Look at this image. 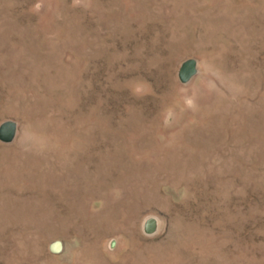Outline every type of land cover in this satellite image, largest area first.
<instances>
[{
  "label": "rangeland",
  "instance_id": "1",
  "mask_svg": "<svg viewBox=\"0 0 264 264\" xmlns=\"http://www.w3.org/2000/svg\"><path fill=\"white\" fill-rule=\"evenodd\" d=\"M8 120L0 264H264V0H0Z\"/></svg>",
  "mask_w": 264,
  "mask_h": 264
},
{
  "label": "water",
  "instance_id": "2",
  "mask_svg": "<svg viewBox=\"0 0 264 264\" xmlns=\"http://www.w3.org/2000/svg\"><path fill=\"white\" fill-rule=\"evenodd\" d=\"M199 73L198 60L194 58L187 59L182 63L179 69V79L181 83L187 84ZM19 133V125L14 120H8L0 125V142L5 144L13 143ZM160 229L159 220L156 217H149L145 220L143 230L148 236H152L158 233ZM49 250L52 254H61L64 250V242L62 240L53 241Z\"/></svg>",
  "mask_w": 264,
  "mask_h": 264
}]
</instances>
